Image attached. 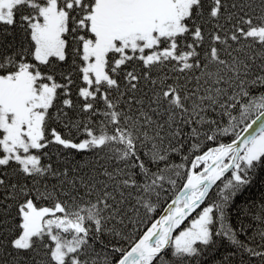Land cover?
<instances>
[{
	"label": "snow or ice",
	"instance_id": "1",
	"mask_svg": "<svg viewBox=\"0 0 264 264\" xmlns=\"http://www.w3.org/2000/svg\"><path fill=\"white\" fill-rule=\"evenodd\" d=\"M0 264H264V0H0Z\"/></svg>",
	"mask_w": 264,
	"mask_h": 264
},
{
	"label": "trees",
	"instance_id": "2",
	"mask_svg": "<svg viewBox=\"0 0 264 264\" xmlns=\"http://www.w3.org/2000/svg\"><path fill=\"white\" fill-rule=\"evenodd\" d=\"M231 223L234 224V225L236 224V221H235V218H234V217H233V219L231 220Z\"/></svg>",
	"mask_w": 264,
	"mask_h": 264
},
{
	"label": "water",
	"instance_id": "3",
	"mask_svg": "<svg viewBox=\"0 0 264 264\" xmlns=\"http://www.w3.org/2000/svg\"><path fill=\"white\" fill-rule=\"evenodd\" d=\"M251 131V130H250Z\"/></svg>",
	"mask_w": 264,
	"mask_h": 264
}]
</instances>
